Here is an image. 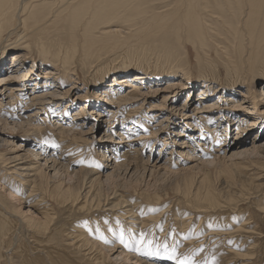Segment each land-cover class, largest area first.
I'll use <instances>...</instances> for the list:
<instances>
[{
    "label": "rangeland",
    "instance_id": "rangeland-1",
    "mask_svg": "<svg viewBox=\"0 0 264 264\" xmlns=\"http://www.w3.org/2000/svg\"><path fill=\"white\" fill-rule=\"evenodd\" d=\"M85 1L86 0H46V3H55L56 8L64 4L67 10L65 11L66 13L63 12L61 14L60 21L54 25V29L51 31V34H49V37L46 35L44 38L53 39L55 42H61L64 44L65 48L70 46V44L82 45L83 37L85 35V32L82 31V29L84 25L89 24L93 20V15L88 11L85 19L82 21V25H75V28L71 25L70 18L68 20V15H71V9L73 10L77 7L83 8ZM173 1L174 0H147L145 2V8L148 11L146 17L149 18L156 13L167 10L168 8L166 5ZM142 19L143 18L132 24L116 20L112 21L111 25L119 27L118 29L122 32L124 31V33L125 31L129 32L128 29H131L134 33L142 26ZM208 19L211 18L209 17ZM98 25L93 31L94 35L97 37L99 36V32L109 25V22ZM214 27L220 32V39L223 41L221 42L219 41L220 39L216 38L218 42H220L219 44L222 46H228V51L230 52L232 59L234 62L239 63L236 59L238 55L235 52L237 42L234 43L232 36H227L228 44H225L224 40H226L227 37L225 38L226 35L224 34L226 32L223 31V27L221 24L217 25V27L214 25ZM210 34L216 35L217 33L212 31ZM229 40L231 41V44L229 43ZM14 41L15 39H12V43ZM164 42L167 44V41ZM182 42L185 45L182 50H180L178 43H174V39L169 46L175 48L177 51L176 56L179 58H183L184 52L186 59L183 58L182 60L180 59L177 61V59L171 58L169 61L174 62L175 65H178V67H181L184 70L190 69L192 71L195 77L189 84L192 88V94H189L191 90L188 89L182 94H179V97L175 99V101H171L170 99L168 101H163L165 95H168L164 90L167 89L169 81L187 83V80L184 81L181 74H178L177 76L172 74L169 79H166L162 83L160 82V85L155 88L156 91L150 93L151 96L147 97V102L143 107L144 109L141 110L142 115L139 116L140 120L138 117L140 113H136V108H140L143 101H137L136 103L131 104L130 107L125 106V108L123 107L121 109L115 107L117 104H115L114 108L109 105L110 103H108V100H111L112 93H109L111 89L106 90L105 88H107V86L109 88L115 77L121 76H118L117 74L113 76L111 75L108 77L109 79L106 80V83L103 84L95 83V78L94 82L91 83V80H93L95 76H89L90 74L87 73L88 70L86 68L89 63L87 62L88 64H84L82 58L85 54L81 48L78 49L79 52L76 58H72L71 60V63L75 62V64L68 67L70 70L74 69L78 73V76L76 77L78 79L75 80V86L77 89L70 90L73 83L63 80L62 77L58 75V72H60L58 69L61 70V68H55L57 71L55 69L53 71L52 69L54 74L50 75L52 78H50L45 86L47 89L52 87L53 91H55L54 89L58 91L56 97L51 95L53 100L50 101V104L46 105L47 107H52V111L47 107L41 108L37 102H33L32 97L35 96V94H43L46 92L43 90L44 87L39 90L32 89L33 84H35L34 82L31 83V81L34 80L32 78L34 73L30 74L29 78H32V80L26 84L27 87L26 90L21 93V99L13 97V101L10 98L8 100L7 96H4V93H0V102L2 100L5 102V104L2 102L3 108L0 113L1 116H6L9 121L8 124L2 123L0 126V131L2 132L0 133L1 139L9 142L6 143L2 140L0 141V227L4 229V227L8 225V222L11 223L7 228L9 234L0 238V264H96V262L91 259L92 256L85 254V249H83V251L81 250L82 248L79 249L78 245H76V239L78 238L77 235H79V233H76L78 232L77 227L86 224L84 226L85 228L89 225L88 223L94 221L102 223L107 228L115 226L116 229L114 233L116 235L109 239L107 235L104 234V236H102V234H96L95 232L89 237L90 239L92 238L90 241L93 243L98 242L99 240L104 243L100 245L101 242H98V244L100 243L98 245L99 251H94V255H99L100 257V263L97 264H103L104 261H106L104 264H134L136 260L132 257L137 251L139 259H143L145 264H153L155 261L157 262V259L164 261V264H174L175 260H177L176 262L186 260L189 264H264V153L260 155H244L237 158H230L231 153H225L226 149L234 144H241L240 151H249L253 142H257V139H255L257 136L262 142L258 143V145H264V132H261V127L264 126V95L261 94L262 97L259 94L257 95L258 102L262 103L260 109L254 116V119L257 118L256 124L258 126H252L253 122L249 123L250 119H247L246 122H248L244 123V125L248 131L243 134H238L240 130L238 131L237 127L235 128V126H232L233 121H226L227 124H225L223 123L225 121L222 119V122H218L220 119V115L216 112L218 109H214V114L207 117L210 119L209 124L204 120L205 115L198 114L200 120L191 119L186 122L184 119V123L181 125L179 124V127H177L175 125V116L177 117L176 110L181 109L183 105L187 103L185 110L193 113L195 108L197 106L199 107L201 104L198 100L203 98V96L199 97V89L205 85L202 82L198 83V70L206 68V66L202 63L201 59V64H199L198 55L196 54L194 47L187 43L186 40ZM160 45H163V38L158 41V46L160 47ZM249 48L250 46H248V49ZM137 50L136 47L128 48V46H123L116 50H111L110 53L103 56L98 63H106L113 59L115 64L120 65L122 60L126 58L128 54H132ZM14 51H12V53L10 52V55L16 53ZM249 51L250 50H248V54L246 53L244 57L249 55ZM34 55L38 59L36 64L38 70L35 73L40 74L38 77L40 78V82L38 83L42 84L44 81L42 73L50 67V63L39 68L41 67L39 60L40 54L36 52ZM210 56L212 62L218 65L217 71H211L212 76L215 75L216 78H220L221 84L223 85L221 89L223 88V90L216 91L214 93L215 98H207L209 101L205 102L212 105H218L219 102V104H228L226 103V100L231 98V96H237L239 99H242V101L247 100V102H249L248 104H244V112L240 113L239 116L242 117L241 115H244V113H251L252 111L250 110H253L254 108L252 104L253 102H251L253 99H246L240 94V91L247 94V89L245 87L246 83L242 81V83L239 84L240 89L237 88L236 93H234L230 87L231 81L229 78L231 76L225 69L224 64H221L224 60L220 61V56L217 55L213 48H211ZM11 58L12 57L10 56L7 61ZM157 58V54L150 55V57H147L149 60L146 59V61H144L146 63L144 64H154ZM262 58H264V50L262 51L261 59ZM27 62L25 68L27 71L23 72V74L25 73L24 75H27L30 68L34 65L32 59ZM136 63L134 62L133 65L136 70L131 74L141 73L139 71L140 63L137 61ZM258 63L260 64V60ZM258 70L259 69L255 72L256 80L264 78V73H261L263 70ZM71 73L74 72L71 71ZM181 73L183 74V72ZM256 83L259 86L263 82L256 81ZM15 84L18 85L19 83ZM200 85L203 86L201 87ZM151 86H155L154 82ZM151 86L147 85L148 88ZM216 86L217 84L212 85V87ZM122 87L123 93L129 90L126 85H122ZM207 90L210 92L209 88H207ZM259 90H261V87ZM94 91L99 92L100 95L99 97H94L92 100ZM182 91L183 90L180 89V93ZM231 91L233 93H230ZM113 94H116V92ZM82 96L87 97L84 98ZM191 100L192 102H190ZM68 103L69 105H67ZM65 105H67L66 108ZM99 107L109 110L103 111V109L101 110ZM175 107L177 108L176 110L174 109ZM40 108L42 109L41 113L36 116L37 118L34 117L32 121L36 124H42L43 128L45 127V135H43L44 139L41 146L46 148L38 150V153L41 155V158H44L45 156L51 157L55 151L54 157L56 159L61 158L59 161L63 163L67 161L72 164L70 165V173H78L82 170L89 171L94 169H98L99 171L102 170L105 177L109 173H113V170L111 171L107 169L109 162L105 161L103 153H106L109 150V153L106 154L113 158L115 153H112L113 151L111 148L117 149L116 146H120L115 154L116 157H120L124 152L132 150L131 152L138 151L144 160H151L149 161L150 163L146 170H143L144 166L142 165H139L137 172H135V165L130 167L131 172L129 171L128 173L123 171V169L120 171L121 177L114 184L103 188L106 196L109 195L111 198L109 201V207L114 205L117 206V203L121 201V204L123 205L135 207L134 212H137V215L135 216L139 221L145 220L147 222V227L143 234L144 242H140L141 245L139 247L137 246L138 238L136 237L138 235L134 236V240L132 239L133 236H131L132 231L137 232V230H139V221L134 224L138 227L131 228L133 224L130 223L131 225H129V222H131L130 220L128 221V224L122 217L121 221H119L120 216L111 213L110 211L102 210L100 215L91 217V215L88 216V212L77 211L73 205H62L61 203H63L65 199L63 196L59 195L58 191H56V187L59 184L64 183L62 188L68 189L71 186L74 188L75 185L77 186V183L73 182L70 184L65 176L56 177L54 172L47 173V176L50 175V184L49 186L45 185L42 188V193L48 197L51 202H49V204L52 205L53 222L51 225H48L52 230V233H47L45 236L38 238V241L37 238H31V232H28L29 225L27 224L26 219L31 216H33V218L41 217L40 209L35 202L32 203L34 199L27 198L29 194L28 190L30 188L22 185L23 183L20 179H23V177L9 175L11 172L8 173L6 170H9L14 164L11 163L12 161H8L11 159L20 160L17 163V169L23 166L28 169H30V167H36L33 166L34 164L32 163L36 162V159L33 158L31 153L27 154V152H29V144L32 143L39 145L40 138L35 137L29 131H26V128L18 125L23 123L26 116L31 115V113H34ZM59 108H62L63 112H66V114L63 115V118L55 117L57 113L55 114L54 111ZM82 109L85 110L84 119H86V121L84 122V126H81L83 125V122H78V116H75L76 114H79ZM99 110L104 112H101L103 114L102 117H97V115L92 112L95 111L98 114V112H100ZM110 110L112 113L109 114L108 111ZM130 111L133 113L129 114ZM147 111H150V114L144 116L145 114H148ZM154 112L155 114H152ZM150 115L152 116V119L149 118ZM167 115H171V123L169 124V128L161 133L157 130V124L163 123ZM180 119L182 118L180 117ZM58 120H61V123L65 128L71 127L70 124L72 121H76L75 123L77 126L74 128V131L79 135V129L81 128H84L83 132H85L89 130L91 125H95V129L91 134L84 133V138L88 139L86 140V143L80 144L78 141L70 139L69 145H65L66 148L64 147V150L67 152L65 151L64 154H61V149L63 148H61V145L59 144L61 143L60 140L58 142L56 139V137H59L60 131L58 130V125H56L57 123H55ZM106 120L111 121V124H106ZM123 125H128L133 129L129 130L127 136L122 135V128L125 127ZM107 127L110 129L109 134H112L114 138L112 141L110 138L104 137V132ZM189 127L191 129H189ZM216 129L218 131H216ZM181 131H186L187 136L184 138L191 143L189 148L184 149L180 145L173 147L175 139H181L178 135ZM215 131L219 132L220 139L215 137ZM227 131H229L228 134L226 133ZM120 134L122 136H120ZM141 134L144 135L143 139L141 141L137 140L138 142L134 141V139H138L139 137L137 138V136ZM129 144H131L134 151L132 148L130 150ZM53 145H58V147H53ZM139 150L141 151L139 152ZM183 151L189 152L194 159L187 158L183 154ZM169 158L171 159L169 160ZM5 160H7V163H4ZM42 163L44 164L45 162L42 161ZM202 163L204 166L201 165ZM166 166L169 168L166 169ZM24 173L26 175L31 172L25 171ZM31 175H33V173L29 174V176ZM82 177L80 186L83 183ZM82 186L80 188H82ZM132 207L130 208L132 209ZM11 216H14V218ZM123 223L127 227L124 226ZM117 227L120 231H123L124 241L126 242V237L128 238V236H130L128 244L130 247H133V249L136 248L134 250L130 249L129 252L132 253L130 254L132 257L128 258V261H119L120 258L119 260L117 258L118 253L108 250L112 249L111 247L114 246V243L120 240V236L118 235L120 231H117ZM16 228L19 229L18 232L15 230ZM14 230L15 232H13ZM109 233L110 232H107V234ZM100 237H103V239ZM140 239L141 235L139 241ZM29 241H33L35 245H38L30 250V253L23 249L25 244H29ZM46 246L49 247L46 248ZM165 249H167V251H165ZM141 250L150 251L151 254L142 255ZM119 251H121V249H119L118 252ZM173 252L175 259H168L167 256L173 254ZM57 256L59 257V261L56 258ZM51 258L53 260H51Z\"/></svg>",
    "mask_w": 264,
    "mask_h": 264
},
{
    "label": "bare ground",
    "instance_id": "bare-ground-1",
    "mask_svg": "<svg viewBox=\"0 0 264 264\" xmlns=\"http://www.w3.org/2000/svg\"><path fill=\"white\" fill-rule=\"evenodd\" d=\"M43 1L44 0H0V93H4V96H7L8 100L9 98L12 99V101L14 98L21 99L22 98L21 93H23L26 90L27 87L26 84L30 82V80H32L33 78L34 80L31 81V83L34 82L35 84H33V88L32 87L31 88L35 90L36 89L39 90L44 87L43 90L46 91L43 94L42 93L35 94V96L32 97L33 102H37L41 108L47 107L46 105L50 104V101L53 100L51 97L52 96L56 97L57 96L56 94H58V91H56V89H54L55 91H53L52 87L50 89L45 88L50 78H52L50 75L54 74L53 71L55 68L57 69L61 68V70L58 69L60 71L58 72V75H60V77H62L63 80H67L68 82L73 83L70 90L77 89L75 86L76 84L75 80L78 79L76 78L78 76V73L76 70L74 69L70 70L68 67H71L72 65L75 64V62L71 63V60L72 58H76L79 52L78 49L81 48L83 50V53L85 54V56H83L82 58L84 64L89 63V65H87L86 68L88 70L87 73L90 74L89 76H95L94 78L92 77L93 80H91V83L94 82L95 78H96L95 83L103 84L106 83V80H108L109 79L108 77H110L111 75L113 76L117 74L118 76H121V77H115L113 82L110 84L109 88L108 86L107 88H105L106 90L111 89L109 93H112L111 100H108V103H110L109 105L113 106L114 108L115 104H117L115 107L121 109L123 107L125 108V106L130 107L131 104L136 103L137 101H143L141 107L138 109L136 108V113L137 112L140 113L138 115L139 117L142 115L141 110L144 109L143 107L147 102V97L151 96L150 93L156 91L155 88L160 85V82L162 83L166 79H169L170 75L175 74L177 76L178 74H181L184 81L187 80L186 81L187 83H183V82L178 83L176 81H169L168 82L169 85L167 86V89L164 90L168 95H165L163 101H168L169 99L171 101L173 100L175 101V99L179 97V94H182L185 90L192 89L189 86L191 80L195 78L192 71L190 69L184 70L183 68L178 67V65H175L174 62L169 61L171 58L177 59V61H179L180 59L182 60L183 58L186 59V56H184V52H183V58L182 57L179 58L176 56L177 51L175 50V48H171L169 46L172 40L174 39V43H178L180 50H182L183 46H185L182 41L186 40L187 43H189L194 47L196 54L198 55L199 64H201V60H202V63L206 66V68H201L198 70L199 73L198 83L202 82L206 86L202 85L203 86L202 87L200 85L202 88L199 89V97L203 96V98H200L198 100V102H200L201 104L199 107L197 106L195 108L194 110L195 113L194 111L193 113H191L188 110H185L187 103H185V105H183V107L179 110H176L177 109L176 107L174 108L177 114V117L175 116V122H176L175 125L179 127V124L181 125L184 123L183 122L184 119H185L184 121L186 122L190 121L191 119L192 120L199 119L200 116H198V114L205 115L204 120L207 122V124H209L210 119L207 117L214 114L215 112L214 109H218L216 112H218L217 114L220 115L219 116L220 119L218 120V122L221 121L222 119L223 121H225L223 122L225 124H227L226 121L229 122L233 121L232 126L233 127L235 126V128L237 127L238 131L240 130L238 134H243L248 131V129L245 128L244 125V123L248 122V121L246 122L247 119H250L249 123L253 122L252 126L257 125L256 124L257 118L254 119V116L256 115V112H258L260 106L262 105V103L258 102L257 95L259 94L261 97L262 95H264V78L260 80H256L255 78L256 77L255 72L257 71V69H259L258 71L263 70L261 73H264V58L261 59L262 51L264 50V0H174L172 3L166 5V7L168 8L167 10L160 13H156L155 15L149 18L146 17L147 15L146 13H148V11L145 8V2L147 0H86L83 8L77 7L73 10L71 9L70 12L71 15H68V20L70 18V23L73 26V28H75V25L81 26L82 21L85 19L88 11L91 12L90 13L91 15H93V20L89 24L84 25L82 29V31L85 32L82 45L70 44V46L66 48L64 47L63 43L55 42L53 39L44 38V37L46 35L47 37H49V34H51V31H53L54 29V25L60 21L59 19L61 14L65 12L67 8L64 6V4L56 8L55 3H46V0L44 2ZM209 17L213 20L208 19ZM141 18H143L142 26L139 27L134 33L131 29H128L129 32L125 31L124 33V31L122 32L118 29L119 27L111 25L112 21H116V20H120L132 24L137 22ZM108 22L109 25L99 32L98 37L94 35L93 31L98 24L102 25ZM220 24L223 27V31L226 32L224 34L226 35L225 38L227 36L228 37L232 36L234 39V43L237 42V47L235 52L238 55L236 59L238 60L239 63L234 62V60L232 59V56L228 51V46H222L221 44H219L220 42H218L217 40L220 39V32H218L217 28H215L214 25L217 27V25ZM212 31H214L217 34L216 35L210 34V32ZM228 37L226 38V40H224L225 44L226 43L228 44ZM161 38H163V45L162 46L160 45L159 47L158 41ZM12 39H15L13 43H12ZM164 41H167V44H165ZM219 41L223 42L221 39ZM229 43L231 44V41ZM123 46H128V48L136 47L138 50L132 53L133 56L131 53H130L131 55L128 54V56L122 60L120 65L115 64L113 59L109 60L106 63L105 62L98 63V61L101 60L103 56H106L108 53H110L111 50H116L117 48H121ZM248 46H250L249 49ZM211 48H213L217 53V55L220 56L221 58L220 61L224 60V62H221V64L222 63L224 64L225 69L228 71V74L231 76L229 78L231 81L230 84L231 90L234 93H236V89L240 87L239 84L242 83V81L246 83L245 87L247 89L246 92L247 94H245V92L242 91H240V94L244 96V98L246 99L247 98L253 99L252 101L250 100L251 102H253L252 104L254 106L253 110H250L252 111L251 113H244V115H241L242 117L239 116L240 113L244 112L245 109L244 104H248L249 102H247V100L242 101V99H239L237 96H231V98L226 100L227 101L226 103L228 104H219L220 103L219 102L218 105L216 104L212 105L205 102V101H209L208 99L214 97L215 96L214 93L216 91L218 92L223 90V88L221 89L223 85L221 84L220 78H216L215 75L212 76L211 71L213 72L217 71L218 65L212 62L211 60V56H210ZM248 50H250L249 55L247 57H244L246 53L248 54ZM12 51L16 53L10 55V52L12 53ZM35 51L40 54V57L39 56L38 57L40 60L41 67L39 68H42L47 63H50V67L47 68L44 73H42L44 77L43 78L44 81L42 82V84L38 83L40 82L39 81L40 78H38L40 74L35 73L38 70L36 65L38 59L34 55V53H36ZM155 54H157L158 58L157 60H155L154 64L145 65L144 63L146 62L144 61H146L147 57H150V55L152 56ZM10 56L12 58L7 61V59L10 58ZM30 59L33 60L34 65L32 64L33 66L30 68L27 75H24L25 73L23 74V72L27 71L25 70L26 64L28 63L27 61ZM259 60H260V64L258 63ZM136 61L140 63L139 71L141 73L131 74L134 72V70H136L133 67L134 62L136 63ZM187 66H188V62H187ZM71 71H73L74 73H71ZM181 72H183V74ZM30 74H33L34 76H32V78H29ZM256 81L259 82L262 81L263 83L258 86ZM153 82L155 84L154 87L151 86ZM15 83H19V84L17 85ZM214 84H217V86L212 87V85ZM122 85L124 86L126 85L127 88H129V90L123 93ZM147 85L151 87L148 88ZM206 87L209 88L210 92H208ZM260 87L261 90H259ZM180 89L183 90L181 93H180ZM232 91L230 93H233ZM114 92H116V94H113ZM189 94L190 95L192 94V90L189 92ZM99 95H100L99 92L94 91L92 100L94 99V97L97 96L99 97ZM82 97L86 98L87 96H82ZM192 100L190 102H192ZM2 102L3 100L0 102V112L3 108L2 107L3 103L5 104V102L3 103ZM67 105H69V103ZM67 105H65V108L67 107ZM41 108L37 109V111H35L34 113H31V115H28L26 117L24 116L25 119L23 118L24 119L23 123H20L18 125L20 127L26 128L27 129L26 131H29L35 137L40 138L39 145L32 143L29 144V149H28L29 152H27V154L31 153L33 155V158L36 159V162H32L34 164L33 166L36 167L35 168L30 167V169H28L23 166L17 169L18 167L17 163L20 160L11 159L8 161H12L11 163L14 164L9 168V170H6L8 173L11 172V174L9 175H17L23 177V179H20V181L23 183L22 185L30 188L28 190L29 194L27 198L34 199L32 203L35 202V204L40 209L39 211L41 213V217L33 218V216H31L30 218L26 219V222L30 227V229L28 227V232L29 231L31 232V238L33 239L37 238L38 241V238L45 236L47 233L49 234L52 233V230L48 227V225H51L53 222L52 205L49 204L50 200L48 199V197L42 193V188L45 185L49 186L50 184V180H49L50 175L47 176L48 172L51 173L54 172L56 177L65 176L70 184H72L73 182L77 183V186L75 185L74 188L71 186L68 189L66 188L64 189L62 188L64 183H61L56 187V191H58L59 195L63 196L65 199V201L61 203L62 205H66V204L73 205V207H75L77 211L88 212L87 213L88 216L91 215V217L100 215L102 213V210L110 211L111 213L120 216L119 221H121V217L127 221V224L128 221L130 220L131 222H129V225L133 224L131 228L138 227L137 225H134L137 223V221H139V219H137L135 216L137 215L136 214L137 212L136 213L134 212L135 207H132L130 205H123L121 204V201L117 203V206L114 205L112 207H109L110 205L109 201L111 200V198L109 197V195L106 196L103 188L105 186L107 187L110 186L111 184H114L121 177L120 171H122L123 169H124L123 171H126L128 173L129 171L131 172L130 167L135 165V169H136L135 172H137L139 169V165H142L144 166L143 170H146L148 164L150 163L149 161L151 160L149 161L144 160V158H142V156L138 153V151L131 152L132 151L131 144H129L131 151L124 152L122 155H120V157H116L115 154L117 153V151L119 150L118 148L120 147V146H116L117 149L111 148V150L113 151L112 153L113 154L115 153L113 155V158L107 155L109 153V150L106 152L107 154L103 153V158L105 159L106 162H109V164L107 165L108 167L107 169L111 171L113 170V173H109L106 177L104 176L105 174L103 173V171L102 170L99 171L98 169L89 170V171L82 170L78 173H70V165L72 164H70L67 161H65V163L59 161V159L61 158L56 159L54 157L55 151L53 152L51 157L45 156L44 158H41V155L38 153V150L40 149L42 150V148H46L41 146L44 139L43 135H45L44 132L46 129H44L45 127L43 128L42 124L39 123L36 124L32 120L34 117H36L41 113L42 110ZM47 108H49L52 111V107H47ZM99 108H101V110L103 109V107H99ZM263 108H264V103H263ZM101 110H99L100 112H98V114L95 111L92 112L93 114H96L97 117H102L103 115L102 113L104 112H102ZM104 110L106 109H103V111ZM108 112L109 114L112 113L111 110ZM147 112L148 114L145 115L143 114V115L148 116L150 114V111ZM54 113L55 114L57 113L55 115L56 118L57 117L63 118V115L66 114L65 111L63 112L62 108L55 110ZM84 113L85 110L82 109L79 114L75 115L78 116L77 118L78 122L80 121L83 122V125L81 126H84L85 125L84 122L86 121V119H84L85 118ZM132 113L133 112L131 111L129 112V114ZM152 114H155V112ZM170 116L167 115L163 123L157 124L158 125L157 130H159L161 133L169 128V124L171 123ZM151 117L152 116L150 115L149 118ZM180 117L182 119H180ZM75 122L72 121V123L70 124L71 127L68 128L63 127L61 120L55 122L57 123L56 125H58L57 126L58 130H60L58 137L59 139L57 137L56 139L58 140V142L59 140L61 142L59 143L61 145V148H63L61 149V154H64V152L66 151L64 150V147L65 145H69L70 139L78 141V143L80 144L86 143V140L88 139L87 138L85 139L84 135L89 133L91 134L92 131L95 129V125H91L89 130L85 132H83L84 128H81L79 129L80 130L79 132L80 135H79L77 132L74 131L75 130L74 128H76L77 126ZM2 123L8 124L9 121L6 116L3 117L1 116L0 113V126L2 125ZM105 123L111 124V121L106 120ZM127 126L123 127L121 131L122 135L124 136H127L129 130L132 129L129 126L128 127ZM109 127L105 129L104 137L105 138L108 137L112 141L114 140V138L112 134H109L110 132ZM261 128H262L261 132H264V126H262ZM189 129L191 128L189 127ZM216 131L218 130L216 129ZM0 133L2 132L0 131ZM226 133L228 134L229 131H227ZM122 135L120 134V136ZM178 135L179 137H181V139L176 138L173 147L180 145L184 149L189 148L191 143L189 141H186L187 139L184 138L187 136L186 131H181L179 132ZM219 135H220L219 132L215 133V137L217 139L219 138ZM143 137L144 135L141 134L137 136L138 139H134V141L137 140L141 141ZM255 139H257V142L256 143L253 142V145L251 149H249V151L248 150L240 151L241 144H234L232 146H229L228 148L230 149L227 148L225 153L227 154L231 153L230 158L242 157L244 155L263 154L264 145L263 146L262 144L261 146L258 145V143H262L260 141V138L258 139V136ZM1 140L2 139L0 137V141ZM3 142L7 143L8 141L5 140ZM140 151L141 150H139V152ZM183 152H184L183 154L187 158L189 157L190 159H194V157L190 155L189 152L186 151ZM170 159L171 158H169V160ZM42 161L45 163L43 164ZM4 163H7V160H5ZM201 165H203V163ZM168 168L166 166V169ZM22 171L31 172L33 173V175L29 176V174L31 173H27L25 175V173ZM81 177L83 180L82 183L83 186L81 185L82 188H80ZM130 207H132V209ZM12 218H14V216ZM139 222H140L139 230H137V232L130 231L131 236H133L132 238L133 240H134V236L138 235L136 236L138 238V245H137L138 247L141 245L139 241V237L140 235L144 234L147 227V222L145 220ZM7 224L8 225H6L4 229L0 227V238H3L9 234L7 228L11 225V223L8 222ZM88 224L89 225L86 226L85 228L84 226L86 224L84 226L82 225L81 227H77L78 232L76 233H79V235H77L78 236L77 239L75 237L74 238L76 239V245H78L79 249L80 248H82L81 250L85 249L86 251L85 254L92 256L91 259L97 264L100 263V257L98 253H97L98 256L94 255V251L97 252L99 248L98 245L100 243L98 244V242H101L100 245L104 243H102L101 240L93 243L90 241L92 238L90 239L89 237H91L95 232L96 234H102V236H104L105 234L108 236L109 239L114 235H116L114 234L116 229L115 226L107 228L102 223L95 221L90 222ZM15 230L17 232L19 231V229L17 228ZM15 230L13 232H15ZM117 231L120 230L118 229ZM107 232L110 233L107 234ZM121 232L123 231L121 230L118 233L119 236ZM129 237L130 236H128V238L126 237L127 241L125 242V244H127V247H125V244H121L119 240L118 242L116 241V243H114V246L111 247L112 249L107 248L111 252L118 253L117 258L118 260L120 258L119 261L121 260L128 261V258L132 257V255H130L132 253L129 252L130 249L132 250L136 249V248L133 249V247H130V245L128 244L130 239ZM34 242L36 243L35 240ZM34 242L29 241L28 242L29 244H25L23 249L26 252L30 253V250H32L35 246H38L35 245ZM47 247L49 246H46V248ZM119 249H121V251L118 252ZM136 253L132 257L133 259L136 260L134 264H145L144 263L145 261L143 259H139L138 257L139 254ZM56 258L58 260L59 257L57 256ZM51 260L53 259L51 258ZM176 261L177 260H175L174 264H177ZM105 262L106 261H104V263ZM153 264H164V261H162L161 259L160 260L157 259V262L155 261Z\"/></svg>",
    "mask_w": 264,
    "mask_h": 264
},
{
    "label": "snow or ice",
    "instance_id": "snow-or-ice-1",
    "mask_svg": "<svg viewBox=\"0 0 264 264\" xmlns=\"http://www.w3.org/2000/svg\"><path fill=\"white\" fill-rule=\"evenodd\" d=\"M53 147H58V145H53ZM100 238L103 239V237H100ZM140 242H141V243L144 242L143 235H141ZM120 243H121V244H125L124 236H123V232H121V234H120ZM149 243H150V242H149ZM125 247H127V244H125ZM165 251H167V249H165ZM141 254H142V255H150L151 252H150V251H144V250H141ZM167 258H168V259H175L174 252H173V254L168 255ZM177 264H189V262L186 261V260H184V261H178Z\"/></svg>",
    "mask_w": 264,
    "mask_h": 264
}]
</instances>
